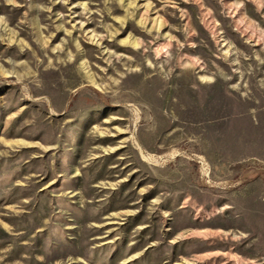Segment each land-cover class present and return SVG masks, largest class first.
Here are the masks:
<instances>
[{
    "label": "rangeland",
    "instance_id": "obj_1",
    "mask_svg": "<svg viewBox=\"0 0 264 264\" xmlns=\"http://www.w3.org/2000/svg\"><path fill=\"white\" fill-rule=\"evenodd\" d=\"M0 264H264V0H0Z\"/></svg>",
    "mask_w": 264,
    "mask_h": 264
},
{
    "label": "crops",
    "instance_id": "obj_2",
    "mask_svg": "<svg viewBox=\"0 0 264 264\" xmlns=\"http://www.w3.org/2000/svg\"><path fill=\"white\" fill-rule=\"evenodd\" d=\"M196 231H200V229H197Z\"/></svg>",
    "mask_w": 264,
    "mask_h": 264
}]
</instances>
